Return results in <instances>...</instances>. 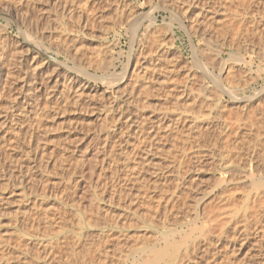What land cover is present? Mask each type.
Wrapping results in <instances>:
<instances>
[{
  "label": "rangeland",
  "instance_id": "rangeland-1",
  "mask_svg": "<svg viewBox=\"0 0 264 264\" xmlns=\"http://www.w3.org/2000/svg\"><path fill=\"white\" fill-rule=\"evenodd\" d=\"M197 1L0 0V264H102L100 246L132 257L170 230L180 255L201 246L198 264L263 263L264 230H239L233 257L228 220L223 236L201 231L206 212H240L253 191L241 183L225 203L216 176L228 162L242 171L262 141L264 1ZM126 65L142 72L122 91L102 81Z\"/></svg>",
  "mask_w": 264,
  "mask_h": 264
},
{
  "label": "bare ground",
  "instance_id": "bare-ground-1",
  "mask_svg": "<svg viewBox=\"0 0 264 264\" xmlns=\"http://www.w3.org/2000/svg\"><path fill=\"white\" fill-rule=\"evenodd\" d=\"M255 1V0H254ZM264 1V0H263ZM262 3V2H261ZM196 4V5H195ZM199 3H198V1L197 0H194V3H192V6H196V9H198V10H200L198 7H199ZM249 7V6H248ZM249 9V8H248ZM206 10V9H205ZM202 11V10H201ZM204 11V10H203ZM207 12H208V10H206ZM252 11V10H251ZM257 11V10H256ZM139 12V11H138ZM217 12V11H216ZM258 12V11H257ZM199 14H198V16H201L202 18H204V17H207L208 16V14L207 13H205V11L204 12H198ZM246 13H248V12H246ZM213 14H217V13H213ZM253 14V13H252ZM256 15V20H257V16H261V17H258V18H260V20H262L261 18H262V14H258V13H255ZM258 14V15H257ZM138 15H140V13H138ZM237 15H239L238 13H237ZM236 15V16H237ZM246 15V14H245ZM245 15H244V17H245ZM247 15H250V14H247ZM236 16H235V18H236ZM240 16H242V15H239L238 16V18L240 17ZM253 16H254V14H253ZM213 17V19H216L215 18V16H212ZM244 17H240L241 19H244ZM250 17V16H249ZM248 16H246V19L247 18H249ZM230 18H232V17H229L228 19H230ZM235 18H233V19H235ZM251 19V18H250ZM250 19H247L248 21L250 20ZM236 21H237V19H235ZM245 20V19H244ZM246 20V21H247ZM259 20V19H258ZM258 20H257V22H258ZM241 21V20H240ZM238 22H239V19H238ZM241 22H243V21H241ZM252 25H254V24H257L255 21V23L253 24V22H251V20L249 21ZM244 23V22H243ZM242 23V24H243ZM249 23V24H250ZM245 24H246V22H245ZM248 24V25H249ZM260 24V23H259ZM247 25V24H246ZM263 25H264V23H263ZM3 25H2V23H1V21H0V27H2ZM255 27V26H254ZM262 27V26H261ZM3 28H5V27H3ZM259 29V28H258ZM262 29H264L263 27H262ZM23 33H24V31H23ZM261 33H264V31L263 32H261ZM26 35V34H25ZM31 35V34H30ZM261 35V34H260ZM263 35V34H262ZM261 35V36H262ZM34 37V36H33ZM263 37V39L262 40H264V36H262ZM29 39V38H28ZM30 41H32V40H30ZM263 42V41H262ZM141 43V42H140ZM264 43V42H263ZM143 44V43H142ZM264 47V46H263ZM18 50V49H17ZM262 50H264V48H262ZM20 51V50H19ZM264 52V51H263ZM14 54H15V52H14ZM18 54V55H17ZM37 55V54H36ZM16 56H18V60H20V62L22 63L23 61H26L25 59L27 58V57H29V52L28 53H22V52H17L16 51ZM237 56V55H236ZM264 56V55H263ZM34 57V56H33ZM137 57V56H136ZM237 57H239V55L237 56ZM240 57H241V54H240ZM239 57V58H240ZM196 59V58H195ZM35 60H37V59H35ZM132 60V59H131ZM151 61V60H150ZM236 61H238L239 62V59L238 58H235L234 57V62H236ZM222 62V61H221ZM153 63V62H152ZM24 64V63H23ZM129 64V63H128ZM136 64V63H135ZM199 64V63H198ZM222 64H223V62H222ZM224 65V64H223ZM226 65V64H225ZM136 67V66H135ZM138 67V66H137ZM229 67V66H228ZM228 67H227V69H228ZM125 68V67H124ZM222 68H224L223 66H222ZM230 68H231V66H230ZM230 68H229V70H226V71H229L230 72ZM135 68H133V69H131V67H130V65H126V69H123V70H125L122 74H120V75H113V73H112V75H107V76H105L104 78L102 77V81H104L105 83H107L106 85H108V84H112L111 86H114L117 90H118V92L119 91H122V89L123 88H126L127 86H129L130 85V83L133 81H135L136 79H138V77L140 76L141 77V75H140V73L142 72H140V70H139V72H137V70H134ZM173 69V68H172ZM175 70V69H174ZM222 70V69H221ZM224 70V69H223ZM222 70V71H223ZM135 71L137 72V74L139 75V76H135L136 78H135V80H133L134 79V73H135ZM170 71V70H169ZM222 71H220V73L222 72ZM175 72V71H174ZM228 72V73H229ZM145 73V72H144ZM171 73V72H170ZM223 73V72H222ZM227 73V72H226ZM171 75V74H170ZM143 76V75H142ZM139 77V78H140ZM221 78V77H220ZM219 78V79H220ZM155 79V78H154ZM168 79H170V76H169V78ZM189 79V78H188ZM221 80V79H220ZM165 81V80H164ZM168 81V80H167ZM128 84V85H127ZM146 84V83H145ZM213 84H214V82H213ZM216 84V86H217V83H215ZM218 84H219V82H218ZM205 85V84H204ZM126 86V87H125ZM147 86V85H146ZM187 86H189V84L187 85H185L183 88H182V90L180 89V94H179V99H182V98H184L186 95H187V91H189L188 90V87ZM207 86H208V84H207ZM207 86H205V87H207ZM149 87V86H148ZM204 86H203V89L205 88ZM217 87H220V85L219 86H217ZM145 88V87H144ZM211 89H212V87H211ZM208 92H209V90H207ZM211 91V90H210ZM226 91V90H225ZM205 92V91H204ZM230 92V91H229ZM233 92V91H232ZM231 92V93H232ZM192 94V93H191ZM228 94H230V93H228ZM232 95L234 96L235 94H233L232 93ZM232 95H230V96H232ZM188 97V96H187ZM238 97V96H237ZM252 97V96H251ZM251 97H250V99H251ZM254 97V98H253ZM252 97V100L254 99V100H257V99H259V100H261L262 101V103L264 102V86H263V88H262V90H260V92H256V94H255V96H253ZM248 99H249V97H247ZM247 98H245L246 99V101L248 100ZM209 99V98H208ZM207 99V100H208ZM249 99V100H250ZM219 100V99H218ZM234 100L236 101V102H242V99L240 100V99H238V98H236V97H234ZM244 100V99H243ZM259 100H257V101H259ZM181 101H183V100H181ZM185 101V100H184ZM260 101V102H261ZM118 102V101H117ZM250 102V101H249ZM253 102H255V101H253ZM247 104V103H246ZM249 104V103H248ZM247 104V105H248ZM245 105V104H244ZM262 106H264V104L262 105L261 104V109H263V110H261V112H263L262 114H264V107H262ZM117 107H119V105L117 106ZM137 107V106H136ZM141 108V107H140ZM139 110V109H138ZM145 110V109H144ZM135 111V110H134ZM139 112V111H138ZM135 114V113H134ZM179 117H181V116H179ZM166 118V117H165ZM135 119V118H134ZM177 120V122H179V123H181L180 122V120L181 119H183V118H176ZM195 119V118H194ZM164 120V119H163ZM196 120V119H195ZM171 121V120H170ZM162 122H164V121H162ZM194 122V121H193ZM260 122H261V118H260ZM154 123L156 124V121H154ZM158 123V122H157ZM165 123H166V121H165ZM164 123V124H165ZM169 123V122H168ZM173 123V122H172ZM199 123V122H198ZM171 124V123H170ZM169 124V125H170ZM177 124V123H176ZM262 124H264V117H263V119H262ZM157 125V124H156ZM159 125V124H158ZM174 125H175V123H174ZM178 125V124H177ZM195 125H198L197 123H195L194 124V126ZM160 126V125H159ZM158 126V127H159ZM165 126V125H164ZM167 126H168V124H167ZM166 126V127H167ZM176 126V125H175ZM175 126H172L171 128H173V127H175ZM200 126V125H199ZM249 126L252 128L253 126L254 127H256L255 126V124L253 123V122H250L249 123ZM170 127V126H169ZM196 127V126H195ZM168 128V127H167ZM166 128V129H167ZM140 129V128H139ZM154 129V128H153ZM163 129H165V128H163ZM170 129V128H169ZM178 129V128H177ZM201 129V128H200ZM135 130V129H134ZM158 130V129H157ZM171 130V129H170ZM174 130V129H173ZM172 130V131H173ZM264 130V129H263ZM151 131V130H150ZM155 131V130H154ZM160 131V130H159ZM168 131V130H167ZM166 132V131H165ZM138 133V132H137ZM175 133V132H174ZM139 134V133H138ZM142 134V133H141ZM158 134V133H157ZM167 134V133H166ZM165 134V135H166ZM153 135H155V134H153ZM165 135L163 134V136L165 137ZM168 135V134H167ZM261 138H262V141L260 140L259 141V146H260V148H258V150L257 149H253L251 152H249V153H247V165H244L243 167H244V169L241 171L240 169L239 170H237V166H235V165H237V164H232V165H230V162H228L225 166L223 165V171L219 174V176H216V178H217V182H218V180L220 181V182H218V183H221L222 182V186H225V188H226V190H224V192H222V190H220L221 191V193H224L223 195L224 196H222V198H224L223 200H224V202L225 203H227L228 202V204L230 203V205H232V202L234 203V202H236L235 200H236V194H238V193H235V192H237V190H238V188H240V187H238V185L239 184H241V183H249L250 184V182H251V184H250V186H251V188L253 189V191H250L249 189H247L248 191H250V192H245V195H243V198H244V201H245V205H244V208H242V211H241V209H240V212H236V211H239V210H234L233 212H225L223 209H216V208H214L215 210H213L212 209V211L211 210H209V211H211V212H206V214H207V216L205 217L204 216V213H203V216L205 217L204 219L206 220L205 221V226L203 227V231H201L202 232V234H204L205 235V233H208L209 235L214 231H212V229H221V231H220V233H221V235L223 236V234H225L224 233V226H226V222H224V221H226V220H228V222H229V224L231 223L232 224V226H233V229H234V236H233V240H232V236H230V238H231V240L229 239V237H228V241L230 242L229 243V249H228V251L230 250V252L231 253H233L231 256L233 257V255H236V253H240V250L237 248V246L235 245V243L237 242V240H239L238 239V236H240V235H238V232H239V230H240V234H241V232H242V237L244 236V237H246V239H248L249 237H251V235H252V232L254 233V235H255V232H257V233H259L260 231H263L264 230V178H263V174H264V157L262 156V154L261 153H264V149H262V147H264V145H262V142L264 143V131H263V133L261 134ZM151 137V136H150ZM149 137V138H150ZM163 137V138H164ZM167 137V136H166ZM165 137V138H166ZM144 138V137H143ZM143 138H142V140H143ZM152 139V138H151ZM151 139H149V140H151ZM146 140V139H145ZM144 140V141H145ZM148 143L150 142V141H147ZM144 143V142H143ZM146 143V142H145ZM142 145H144V144H142ZM146 146V145H145ZM147 148H149V147H146V149ZM144 149V148H143ZM185 153V152H184ZM193 154V153H192ZM191 156V155H190ZM196 156H198V155H196ZM203 156V155H202ZM257 156H259L260 157V161H261V165H257L258 166V169L256 168V165L255 164H258V163H255V161H254V158H256ZM184 157H186V155L185 156H183V159H184ZM238 157V156H237ZM188 158V157H187ZM191 158V157H190ZM197 158V157H196ZM239 158V157H238ZM182 159V158H181ZM185 160V159H184ZM183 160V161H184ZM188 159H186V161H187ZM239 160V159H238ZM182 161V162H183ZM229 161V160H228ZM182 162H180V164L182 163ZM185 162V161H184ZM259 162V161H258ZM179 164V165H180ZM183 166V165H182ZM240 166H242L241 164H240ZM259 166L261 167V169H259ZM184 167V166H183ZM179 169V168H178ZM182 169V168H181ZM183 170V169H182ZM235 171H237V172H235ZM238 171L240 172L239 174H237L238 173ZM180 172V171H179ZM184 172V171H183ZM237 174V177L238 178H236L235 177V173ZM182 173V172H181ZM259 174V175H258ZM180 175V174H179ZM179 175H177L176 174V178H182L183 176H182V174H181V176L182 177H180ZM218 177H219V179H218ZM186 178V177H185ZM184 178V179H185ZM177 179V180H178ZM177 180H175V181H177ZM183 180V179H182ZM179 181V180H178ZM179 183H181L180 181L179 182H177V184H179ZM217 183V184H218ZM184 184H186V181H185V183ZM184 184H182L183 186H184ZM248 184V185H249ZM245 185H247V184H245ZM178 186H180V185H178ZM240 186V185H239ZM242 187H243V185H241ZM227 187H228V189H227ZM224 188V187H223ZM248 188V187H247ZM250 188V187H249ZM216 189V188H215ZM243 189V188H242ZM246 189V188H245ZM261 189V190H260ZM263 189V190H262ZM210 190V189H209ZM244 190V189H243ZM217 191V190H216ZM245 191V190H244ZM180 192V191H179ZM206 192V191H205ZM218 192V191H217ZM216 192V193H217ZM243 192V191H242ZM178 193V192H177ZM209 193L210 194H212V193H214L213 192V190L212 191H209ZM208 193V194H209ZM220 193V192H219ZM248 193V194H247ZM202 195H199V197H197L199 200H202L205 196H206V194H203V193H201ZM207 194V195H208ZM240 194V193H239ZM176 195V194H175ZM213 195V194H212ZM211 195V196H212ZM215 195H217V194H214V196ZM220 195V194H219ZM222 195V194H221ZM178 196V195H177ZM211 196H208V197H211ZM218 197V196H217ZM216 197V198H217ZM164 198V197H163ZM173 198V197H172ZM171 198V199H172ZM196 198V199H197ZM215 197H213V199H214ZM222 198H221V200H222ZM195 199V200H196ZM164 200H167V203H166V201H164V204L166 203L167 205H168V199H164ZM217 200L218 201H220L219 200V198H217ZM216 200V201H217ZM222 200V201H223ZM222 201L220 202V203H222ZM160 203V202H159ZM199 202H197V205L199 206V204H198ZM166 204H165V206H166ZM174 204V203H173ZM203 205V204H202ZM234 205V204H233ZM164 206V205H163ZM162 206V207H163ZM194 207V206H193ZM192 207V208H193ZM236 207V206H235ZM197 208V207H196ZM190 209V208H189ZM194 209V208H193ZM204 209V208H203ZM238 209V208H237ZM165 211H167L166 209H164ZM199 210H201V209H199ZM199 210H198V214H199ZM217 210V211H216ZM188 211V210H187ZM193 211V210H192ZM197 211V210H196ZM204 211V210H203ZM190 211H188V213H189ZM194 212V211H193ZM185 214L186 216H182L181 218H184V217H186L187 219H188V217H187V215H189V214ZM202 213V212H201ZM164 215V214H163ZM169 215V214H168ZM191 215V214H190ZM200 216H198L197 217V221H199L200 219L199 218H201V215L202 214H199ZM193 216H194V213H193ZM193 216H192V218H193ZM203 216H202V218H203ZM172 217V216H171ZM191 217V216H190ZM189 217V218H190ZM179 219V220H183L182 222H184L185 220L184 219ZM191 219V218H190ZM190 219H188V220H190ZM194 219H196V218H194ZM204 219H202V221L204 220ZM178 219H177V221H179ZM192 220V219H191ZM196 221V220H195ZM202 221H200V222H202ZM187 222V221H186ZM193 222V221H192ZM176 223H179V222H176ZM175 223V224H176ZM225 223V225H223ZM184 224V223H183ZM188 224V223H187ZM189 224H191L190 222H189ZM188 224V225H189ZM178 225H180V224H178ZM186 225V224H185ZM201 225V224H200ZM204 225V224H203ZM182 226H184V225H181V229H182ZM191 226V225H190ZM175 227V226H174ZM192 227V226H191ZM193 227H194V225H193ZM197 227V226H196ZM195 227V228H196ZM199 227V226H198ZM230 227V226H229ZM238 227H240V228H238ZM176 228H177V226H176ZM175 228V229H176ZM187 228V227H186ZM190 228V227H189ZM189 228H188V231H189ZM192 229L191 228V231L193 230V233L194 232H196V231H194V230H196V229ZM228 229V228H227ZM167 230V229H166ZM169 230V229H168ZM174 230V229H173ZM206 230L208 231V232H206ZM242 230V231H241ZM26 231V230H25ZM191 231H189V233L188 234H190V232ZM198 231H199V233L201 234V232H200V227H199V229H198ZM212 231V232H211ZM259 231V232H258ZM184 232H185V229H184ZM211 232V233H210ZM125 233V232H124ZM178 234H179V232H177ZM176 233V231H165V232H163L162 234H160L161 236V238L159 237V239H154V242H152L151 244H149V247H147L145 250L143 249V250H140L139 252H136V255H134V251L132 252V254H133V256L132 257H129V256H126V255H124V250L122 251L121 249V247H120V243L119 244H116L114 247H107V246H105V245H103V246H100L99 248H98V250L97 251H93V252H95V253H97L99 256L97 257V258H102L101 260H102V264H109V259H110V253L111 254H113V256H112V258H114V261H115V263L114 264H127V261L129 262V259L131 260V262H132V264H198L199 263V259L197 260V252L199 251V247L198 246H200V245H196V246H194V245H191V246H193L194 248H192L191 246H190V248L191 249H193V250H191L192 252H190V249H189V251H186V249H187V247H186V249H185V254L184 255H180L179 253H181L180 252V248L182 247V249L184 248L183 246H185V245H183L182 243L183 242H185L186 240H187V238H185V236H183L182 238H180L181 240H182V242H181V244L183 245V246H181V245H179V243L177 244L176 242H174L175 240H174V238H175V234H177ZM192 233V234H193ZM187 233H185V235H186ZM188 234L186 235L187 237H188ZM191 234V235H192ZM202 234L200 235V236H202ZM213 234V233H212ZM101 235V234H100ZM191 235H189L190 237H191ZM194 235V234H193ZM214 235V234H213ZM220 235V237H222ZM23 236L25 237L26 235H24L23 234ZM124 236V235H123ZM180 236V235H179ZM211 236V235H210ZM218 236V235H217ZM216 236V237H217ZM253 236V235H252ZM27 237V236H26ZM29 237V236H28ZM27 237V238H28ZM206 237L207 238V235L206 236H202V237H200V239L198 240V241H200L201 240V238L204 240V238ZM219 237V238H220ZM209 238V237H208ZM207 238V239H208ZM211 238V237H210ZM241 238V237H240ZM23 239V238H22ZM21 239V240H22ZM25 239V238H24ZM30 239H31V237H30ZM124 239V238H123ZM185 239V240H184ZM221 239V238H220ZM243 239V238H242ZM184 240V241H183ZM209 240V239H208ZM211 240H215V237H214V239H213V236H212V239ZM211 240H210V242H211ZM32 241V240H31ZM173 241V242H172ZM177 241V240H176ZM198 241H196V244H197V242ZM244 241H246V240H244ZM194 242V241H193ZM204 242V241H203ZM206 242V241H205ZM212 242H214V241H212ZM221 242V241H220ZM36 243V242H35ZM164 243V246L162 245ZM192 243V242H191ZM200 243V242H199ZM208 243H209V241H208ZM228 243V242H227ZM242 243V242H241ZM194 244V243H193ZM202 244V243H201ZM211 244V243H210ZM209 244V245H210ZM213 244H215V243H213ZM218 244H219V240H218ZM162 245V246H161ZM178 246H180V248L178 247ZM204 246V245H203ZM213 246V245H212ZM211 245L209 246V247H212ZM242 246H243V244H241V246H240V248H242ZM46 247V246H45ZM50 247V246H49ZM54 247V246H53ZM198 247V248H197ZM208 247V246H207ZM215 247V246H214ZM228 248V247H227ZM8 249V248H7ZM133 250H134V248H132ZM132 249L129 251V252H131L132 251ZM181 249V250H182ZM200 249H201V246H200ZM217 249V248H216ZM9 250H10V248H9ZM12 250V249H11ZM51 250H53V248L51 249ZM44 251V250H43ZM112 251V252H111ZM50 252V251H49ZM204 252H206V254L207 253H209V249L207 248ZM211 252V251H210ZM220 252V251H219ZM9 253V252H8ZM203 253V252H202ZM48 254V253H47ZM52 254V253H51ZM128 254V253H127ZM211 254H213V253H211ZM41 256V255H40ZM131 256V255H130ZM208 256V255H207ZM237 256V255H236ZM147 257V258H146ZM209 257V256H208ZM228 257V256H227ZM235 257V256H234ZM46 258V257H45ZM207 258V257H206ZM264 258V257H263ZM263 258H261V259H263ZM35 259H41L40 257L38 258V256H37V258L35 257ZM205 259V258H204ZM212 259V258H211ZM226 259V258H225ZM244 259V258H243ZM215 260H217V259H215ZM227 260V259H226ZM229 260V261H228ZM228 260H227V262L225 263V264H231V260H230V258L228 257ZM236 261H237V259H236ZM130 262V263H131ZM211 262V261H210ZM220 262V261H219ZM233 262H235V261H232V263ZM209 263V262H208ZM221 263V262H220ZM238 263V262H237ZM236 263V264H237ZM201 264V263H200ZM206 264H207V262H206ZM234 264V263H233ZM261 264H264V261H263V263H261Z\"/></svg>",
  "mask_w": 264,
  "mask_h": 264
}]
</instances>
